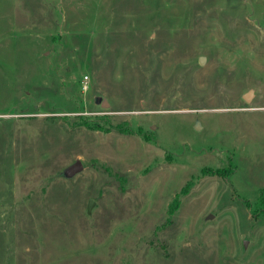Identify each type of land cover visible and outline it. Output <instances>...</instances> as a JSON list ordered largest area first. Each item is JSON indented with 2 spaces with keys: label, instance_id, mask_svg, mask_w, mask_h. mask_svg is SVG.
Instances as JSON below:
<instances>
[{
  "label": "rangeland",
  "instance_id": "1",
  "mask_svg": "<svg viewBox=\"0 0 264 264\" xmlns=\"http://www.w3.org/2000/svg\"><path fill=\"white\" fill-rule=\"evenodd\" d=\"M0 264H264V0H0Z\"/></svg>",
  "mask_w": 264,
  "mask_h": 264
},
{
  "label": "water",
  "instance_id": "2",
  "mask_svg": "<svg viewBox=\"0 0 264 264\" xmlns=\"http://www.w3.org/2000/svg\"><path fill=\"white\" fill-rule=\"evenodd\" d=\"M203 60H204V58L201 57L199 60L200 61L199 63L202 64ZM251 96H252V91H249L243 95V99L246 102H249L251 99ZM94 102H95V104H99L102 108H108L109 107V103L106 101V99L97 97L94 99ZM200 127H201L200 123L198 121H196L195 122V129L197 130ZM82 169H83V165H82L81 161L77 159V160H75V162L72 165H70L69 167H67L63 171L62 176L65 178H71L75 174L79 173ZM93 204H94V202L92 200L88 201V205H87V213L88 214L90 213V210H91V207L93 206Z\"/></svg>",
  "mask_w": 264,
  "mask_h": 264
}]
</instances>
